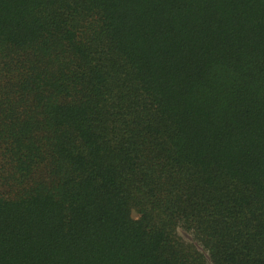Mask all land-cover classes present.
Wrapping results in <instances>:
<instances>
[{
    "label": "trees",
    "instance_id": "1",
    "mask_svg": "<svg viewBox=\"0 0 264 264\" xmlns=\"http://www.w3.org/2000/svg\"><path fill=\"white\" fill-rule=\"evenodd\" d=\"M0 264H264V0H0Z\"/></svg>",
    "mask_w": 264,
    "mask_h": 264
},
{
    "label": "rangeland",
    "instance_id": "2",
    "mask_svg": "<svg viewBox=\"0 0 264 264\" xmlns=\"http://www.w3.org/2000/svg\"><path fill=\"white\" fill-rule=\"evenodd\" d=\"M131 217H132L133 219H136L138 216H137L134 212H132V213H131ZM178 234H179V236L181 237V239H182L184 242H186V243H190V242H192V239H191V237H190L189 235L184 234V233H181L180 231L178 232Z\"/></svg>",
    "mask_w": 264,
    "mask_h": 264
}]
</instances>
